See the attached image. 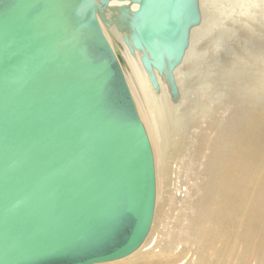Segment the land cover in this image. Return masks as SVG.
Masks as SVG:
<instances>
[{
	"label": "water",
	"instance_id": "1",
	"mask_svg": "<svg viewBox=\"0 0 264 264\" xmlns=\"http://www.w3.org/2000/svg\"><path fill=\"white\" fill-rule=\"evenodd\" d=\"M97 7L0 0V264L110 261L150 229L153 153ZM142 15L137 45L172 71L195 0H149Z\"/></svg>",
	"mask_w": 264,
	"mask_h": 264
},
{
	"label": "bare ground",
	"instance_id": "2",
	"mask_svg": "<svg viewBox=\"0 0 264 264\" xmlns=\"http://www.w3.org/2000/svg\"><path fill=\"white\" fill-rule=\"evenodd\" d=\"M95 1L99 27L118 58L147 132L156 193L151 226L141 244L124 257L91 264H178L183 260V251H173L177 242L173 234L166 236L162 231L160 235L156 230L162 207L157 181L167 179L174 162L179 170H195L193 156L201 148L203 159L195 172L197 195L186 201L192 212L180 228L184 240L195 247L199 260L211 254L245 264L261 254L264 263V35H248L246 44L233 47L236 59L207 61L193 46L199 36L208 34L212 19L208 23L195 0L199 21L188 29L180 61L169 71L173 60H165L159 70L145 47L137 45L149 0ZM225 1L232 10L245 5L242 0ZM229 36L222 30L216 40L228 52ZM184 65L185 73L179 78ZM164 225L161 222L162 230Z\"/></svg>",
	"mask_w": 264,
	"mask_h": 264
},
{
	"label": "rangeland",
	"instance_id": "3",
	"mask_svg": "<svg viewBox=\"0 0 264 264\" xmlns=\"http://www.w3.org/2000/svg\"><path fill=\"white\" fill-rule=\"evenodd\" d=\"M223 1L224 0H199V3L203 8H201V10L204 12L202 13L206 20L208 21L210 18L212 20H218L217 22L210 20L211 23L208 21V23L212 25L208 34L205 33L204 35L199 36V39L195 41L196 43L193 46L200 54L203 55L204 59H207V61H210L211 58L219 61L223 58L230 60L236 59L237 56L234 48H238L246 44L249 38L248 35H264V13L262 12L264 11V0H242V3L245 4L244 8L242 5V8L235 10V8H238L235 7L233 9L235 11L228 7L226 1L225 3ZM241 9L244 10V13L240 11ZM222 30L228 31L233 37L229 36V40L227 42V46L230 48L229 52L223 48L224 45H216V43L219 44L216 40ZM185 66L186 65L179 69V78L183 77L185 73ZM200 68L205 70L206 66L201 62ZM203 150L204 149L201 148L200 151H195L193 156V165L195 170L189 171V169L185 167H183L182 170H179V168L175 167L176 164L174 162L167 179H161L160 184L159 181H157V184L160 187V203L162 204V207H160V217L161 222L165 223V229H161L160 222L159 225H156V230L159 234L162 231H165L166 236L173 234V238L177 241L174 243L173 251L178 252L181 250L184 252V258L178 264H181L184 261H186V263L190 261L189 264H233V259L228 256L216 259L212 257L211 254H207L202 260H199L197 250L193 245H190L188 241L184 240V231L180 229L186 223V215L192 212V209L188 205L186 206V201L193 200L197 195L195 185L199 182V178L195 175V172L198 167L201 166L203 157H200V152ZM176 160L181 162L180 158ZM189 190L190 192L188 193ZM158 233L156 232V234ZM262 261L263 256L260 254L258 257H251L245 264H264ZM140 262H142V260Z\"/></svg>",
	"mask_w": 264,
	"mask_h": 264
}]
</instances>
